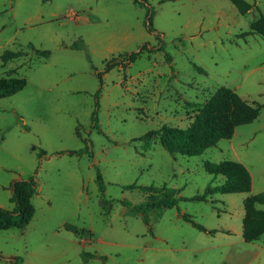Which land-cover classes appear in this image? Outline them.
<instances>
[{
	"label": "rangeland",
	"instance_id": "374dc122",
	"mask_svg": "<svg viewBox=\"0 0 264 264\" xmlns=\"http://www.w3.org/2000/svg\"><path fill=\"white\" fill-rule=\"evenodd\" d=\"M246 1L252 8L241 15L228 0H0V77L26 80L0 98V207H13L14 180L37 183L31 220L0 230V264L15 256L22 264H264V234L242 238L243 200L264 192V36L242 34L264 0ZM79 41L85 49L71 47ZM5 50L23 54L3 62ZM131 52L139 53L127 62ZM111 59L126 64L105 70ZM220 86L260 104L257 118L199 155L166 151L158 129L186 127ZM225 159L248 169L250 191L190 199L224 181L203 162ZM163 184L177 203L149 211L147 223L121 203H140L141 186Z\"/></svg>",
	"mask_w": 264,
	"mask_h": 264
},
{
	"label": "trees",
	"instance_id": "16d2710c",
	"mask_svg": "<svg viewBox=\"0 0 264 264\" xmlns=\"http://www.w3.org/2000/svg\"><path fill=\"white\" fill-rule=\"evenodd\" d=\"M138 2L140 0H134ZM236 8L241 15L247 13L252 8V4L246 0H228ZM150 21V18H148ZM150 25V23H149ZM255 33L264 36V14L260 13L257 18L253 19L249 24V31L242 34ZM30 49L37 55L44 57L49 56V50L36 49L29 45ZM73 48H83L85 46L81 41L71 45ZM161 49V46L155 48ZM87 53V52H86ZM139 52H131L126 56L127 62H131ZM23 54L22 50H5L2 55V61L15 58ZM88 56V54H87ZM166 61H170V57L164 56ZM124 59V60H125ZM124 60L111 59L107 62L105 70L111 69L113 66L123 64ZM126 64V63H124ZM123 64V65H124ZM99 82H101L100 74L97 73ZM26 84L24 77L8 76L0 77V98L11 96L21 90ZM260 104H250L245 101L234 90L220 86L214 90L196 109L189 124L184 127L170 126L163 124L158 129V138L161 146L170 154H183L187 156H196L201 154L206 148L214 146L221 138H230L233 135L235 127L252 122L257 118ZM97 100L95 101V109L92 112V127H97ZM147 132L144 136L150 134ZM78 137L90 145V140L83 138L78 130ZM34 149V148H33ZM67 153L73 155L82 154V150H69ZM86 153H91L86 149ZM45 154L44 150H40L39 156ZM203 168L206 172L213 175L224 176V181L220 184L211 186L207 185L201 194H196L190 199L206 201L213 193H237L249 192L251 188V175L248 169L239 161L225 159L219 162H211L206 160L203 162ZM96 182L99 190H104V183L100 172L97 170ZM134 185H126V188H133ZM37 189V183L33 176L28 178H19L12 182V195L10 201L13 202L11 209L0 207V230L12 227L23 228L32 218L35 208L32 203V197ZM141 190L147 192V197L140 203L132 204L127 200L121 203L125 206L129 213H140L142 220L148 222L147 213L151 210L162 211L176 205L177 197L175 189L167 187L165 184L161 186H141ZM101 204L105 208H110L111 203L101 200ZM257 205H264V192L249 195L243 200L244 217L242 220V238L245 242L258 240L264 234V208ZM182 218L190 222L192 226L200 231L213 233L215 230L207 229L202 224L194 221L187 213H182ZM82 258H93L96 255L81 252ZM103 258V257H102ZM11 264H22L21 256L11 257Z\"/></svg>",
	"mask_w": 264,
	"mask_h": 264
},
{
	"label": "crops",
	"instance_id": "0c3cea01",
	"mask_svg": "<svg viewBox=\"0 0 264 264\" xmlns=\"http://www.w3.org/2000/svg\"><path fill=\"white\" fill-rule=\"evenodd\" d=\"M10 60V59H9ZM8 61V60H7ZM11 77V76H10ZM18 77H21V76H18ZM236 161H238V160H236ZM243 164V163H242ZM250 173V172H249ZM251 175V174H250Z\"/></svg>",
	"mask_w": 264,
	"mask_h": 264
}]
</instances>
